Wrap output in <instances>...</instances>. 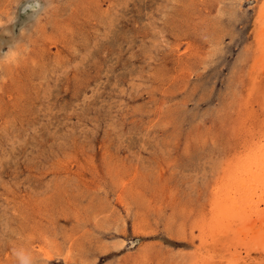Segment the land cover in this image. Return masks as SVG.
Instances as JSON below:
<instances>
[{"label":"rangeland","instance_id":"obj_1","mask_svg":"<svg viewBox=\"0 0 264 264\" xmlns=\"http://www.w3.org/2000/svg\"><path fill=\"white\" fill-rule=\"evenodd\" d=\"M18 2L0 0V47L29 45L0 73V264L22 245L36 264L245 256L221 206L264 145V0H49L38 21Z\"/></svg>","mask_w":264,"mask_h":264},{"label":"bare ground","instance_id":"obj_2","mask_svg":"<svg viewBox=\"0 0 264 264\" xmlns=\"http://www.w3.org/2000/svg\"><path fill=\"white\" fill-rule=\"evenodd\" d=\"M260 10L261 11L259 13V15H260L259 21L262 19L263 23L261 22L262 24L260 26L261 29H260L259 38L262 39V38H264V4ZM261 44H263V42ZM255 49H258V48L255 47ZM261 56H263V55H261ZM261 61H263V60H261ZM259 63L261 64V62H259ZM260 64H259V66H260ZM262 72H263V70H262ZM251 83L253 84L254 82H251ZM261 133H264V132H261ZM253 154H254L253 152L248 153L246 156H244L245 158L243 157V162H241V161H240L241 163L239 162L240 166H238V168L240 167L239 170H243V171H240V172L238 171L240 173V174H238V176H237V174L235 176L232 173L234 176L232 175L233 178L231 177L230 180H231V182L233 180L234 184H233V182L231 184L229 182L230 185L229 184L228 185L230 186L231 190L229 191V188L227 187L226 191H224L225 197L223 195L224 198L223 197L222 198L224 200L222 201L223 205L221 206L222 212L224 213L223 219L221 222L226 221L224 224L228 225L229 228L230 227L236 228V229H234L235 233L233 232L234 235L230 236V237L235 239L237 245L241 246V249H244V247H245L246 254L244 256V255H242V252L240 251L239 248H236L237 249L236 251L234 250L235 249L234 248V249H232V251H235V252H233L232 255H230V256H228V255L226 256V253H228L227 251H231L230 250L231 246L227 245L229 243L227 238L230 239L229 234H228V236H226V235H225V237L222 236L224 239L220 238L221 240H226L228 242V243L224 242L223 244H221V246H219L220 243L217 244L214 242H212V243L208 242V244H210V246L212 248L216 249V247L219 246L220 247L219 249H222V250L224 249V252L222 253V251H221V254H219L220 255L219 261H217V259H215V260H211L210 258L208 259L209 256L205 255L204 258H207L205 260V262L209 261V262H211V264H225V261L226 262L229 261V263H232V264H264V262L260 263V262H258V260L256 262H254L253 259L252 260L248 259V258H253L250 254L251 250H257L259 253L264 254V207L261 206V202L264 203V145H259L258 148H256L255 154L254 155ZM233 169H234V167H233ZM236 170H238V169L236 168ZM226 175H225V177H226ZM234 185H235V188H237V189H234ZM219 188H220V186H219ZM221 190H225V189H221ZM219 195H221V194H219ZM224 202H226V203H224ZM215 205H217V204H215ZM224 208L227 209L229 212H231V214L225 215L226 210ZM216 209L218 210V208H216ZM215 217H217V216H215ZM219 218H220V215H219ZM219 224H222V223H219ZM215 227H220V226L217 225ZM213 228L214 227H212V229ZM227 233H231V232H227ZM213 240H215V239H213ZM232 246H234V244ZM209 252H210V250H209ZM213 253H216V252H213ZM211 254H212V252H211ZM209 255H210V253H209ZM217 257L218 256H216V258ZM262 259H264V258H262Z\"/></svg>","mask_w":264,"mask_h":264},{"label":"clouds","instance_id":"obj_3","mask_svg":"<svg viewBox=\"0 0 264 264\" xmlns=\"http://www.w3.org/2000/svg\"><path fill=\"white\" fill-rule=\"evenodd\" d=\"M21 0L16 4L18 7ZM52 7L49 0H24V6L22 11L24 13L31 12V20L38 21L44 14H46ZM17 17L13 13L6 18H0V31L3 35L11 36L12 33L8 30V26L15 23ZM25 30L22 28L20 35L23 36ZM29 51V45L23 40L15 39L7 45L5 51L3 47H0V73L5 68L18 67L20 62L25 58ZM3 76H0V81H3ZM12 255L16 260V264H36V259L32 251L26 247L19 246L12 249Z\"/></svg>","mask_w":264,"mask_h":264}]
</instances>
